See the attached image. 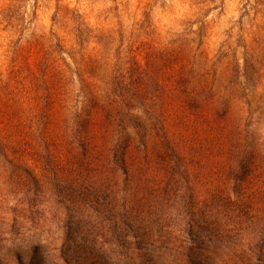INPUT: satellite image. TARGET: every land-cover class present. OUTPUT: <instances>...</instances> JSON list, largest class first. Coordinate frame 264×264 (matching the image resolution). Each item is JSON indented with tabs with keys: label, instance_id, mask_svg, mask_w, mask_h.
I'll return each mask as SVG.
<instances>
[{
	"label": "trees",
	"instance_id": "1",
	"mask_svg": "<svg viewBox=\"0 0 264 264\" xmlns=\"http://www.w3.org/2000/svg\"><path fill=\"white\" fill-rule=\"evenodd\" d=\"M252 9L241 55L212 53L203 21L164 38L138 22L127 39L82 30L69 46L36 40L33 63L0 73L4 160L71 196L177 207L215 233L260 220L264 0H248Z\"/></svg>",
	"mask_w": 264,
	"mask_h": 264
},
{
	"label": "rangeland",
	"instance_id": "2",
	"mask_svg": "<svg viewBox=\"0 0 264 264\" xmlns=\"http://www.w3.org/2000/svg\"><path fill=\"white\" fill-rule=\"evenodd\" d=\"M247 2L0 0V73L5 79L13 66L33 63L36 40L60 36L69 46L82 30L127 39L138 22L164 38L203 21L212 53L231 45L241 55L239 38L255 15ZM40 178L0 152V264H264V204L260 220L226 223L215 233L192 226L177 207L133 210L125 196H71Z\"/></svg>",
	"mask_w": 264,
	"mask_h": 264
}]
</instances>
